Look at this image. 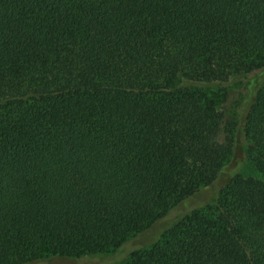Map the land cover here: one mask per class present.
<instances>
[{
  "label": "trees",
  "instance_id": "1",
  "mask_svg": "<svg viewBox=\"0 0 264 264\" xmlns=\"http://www.w3.org/2000/svg\"><path fill=\"white\" fill-rule=\"evenodd\" d=\"M162 219L120 264H264V0H0V264Z\"/></svg>",
  "mask_w": 264,
  "mask_h": 264
},
{
  "label": "rangeland",
  "instance_id": "2",
  "mask_svg": "<svg viewBox=\"0 0 264 264\" xmlns=\"http://www.w3.org/2000/svg\"><path fill=\"white\" fill-rule=\"evenodd\" d=\"M244 174L251 175L253 177H260V174L255 172L252 167L247 166L242 171ZM259 175V176H257ZM194 202H196V197L192 199L187 200L186 205H191ZM180 207V206H179ZM175 208L172 210L170 214H173L176 212V210L179 209ZM181 208V207H180ZM169 214V215H170ZM164 221V219L160 220L159 222H155L149 227L148 229L138 233L137 235L125 240L123 243H121L115 250H111L106 255L102 256H93V257H84L79 258L78 260H74L72 264H120L122 263L125 258L127 257L128 253L132 250H138V249H144L148 247L151 240V234L154 230H156L157 226L160 225ZM63 261H56L54 263L49 262V264H63ZM66 264V263H65Z\"/></svg>",
  "mask_w": 264,
  "mask_h": 264
}]
</instances>
